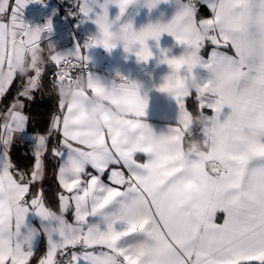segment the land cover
I'll list each match as a JSON object with an SVG mask.
<instances>
[{
    "label": "snow or ice",
    "instance_id": "snow-or-ice-1",
    "mask_svg": "<svg viewBox=\"0 0 264 264\" xmlns=\"http://www.w3.org/2000/svg\"><path fill=\"white\" fill-rule=\"evenodd\" d=\"M28 2L14 0L9 14V0H0V72L7 74L0 83V97L17 77L22 81L0 123V264H33L34 246L22 249L14 244V236L27 225L26 214L34 209L40 216L49 209L63 211L66 223L52 238L43 236L46 250L35 264H264V0H176L180 9L169 23L149 24L140 31L129 23L122 29L125 52L134 44L136 55H150L146 42L156 40L159 48L161 34L168 33L185 51L179 58H168L166 50H161V62L173 72L199 65L208 73L199 80V88L175 98L180 120L195 115L205 119L198 128L205 147L193 154L188 165L168 162L151 149L143 153L147 161L138 162L117 142L116 126L106 121L93 132L74 124L71 117L78 108L59 100V111L40 135L43 151L33 152L34 166L25 171L10 163L8 140L13 141L16 128L23 129L29 120L21 97L33 99L32 93L42 86L48 61L37 64L35 53L39 50L43 57L40 34L51 31L50 23L30 27L23 22L22 9ZM198 4L206 5L212 15L198 18ZM100 7L108 13L105 4ZM78 12L85 17L92 12L87 0ZM93 22L105 32L103 18L96 15ZM93 43L108 50L116 46L106 33ZM206 43L214 46L207 59L201 54ZM83 48H88L87 42ZM48 49L50 60L58 66L54 76L59 83L75 80L79 74L71 73L87 60L81 46L69 53H58L50 45ZM29 62L36 67L20 75L17 68ZM88 78V94L98 93L110 105L128 106L121 126L137 124L145 115L146 101L134 88L106 87L91 75ZM193 94L195 112L186 107V98ZM225 106L230 113L221 120ZM206 109L213 114L207 115ZM191 129L185 130L188 139ZM172 130L179 132L181 127L178 124ZM55 133L59 142L50 147ZM49 152L59 161L56 174L62 191L57 193V208L46 202L42 188L32 191L44 177V157ZM89 166L95 174L87 170ZM186 167L200 174L208 191L182 208L173 189ZM105 173L108 183L102 179ZM70 209L72 222L66 218ZM218 213H223L221 220ZM91 216L100 217L104 228L89 223ZM37 234L41 235L39 230ZM141 234L146 239H135Z\"/></svg>",
    "mask_w": 264,
    "mask_h": 264
},
{
    "label": "clouds",
    "instance_id": "clouds-1",
    "mask_svg": "<svg viewBox=\"0 0 264 264\" xmlns=\"http://www.w3.org/2000/svg\"><path fill=\"white\" fill-rule=\"evenodd\" d=\"M138 2L139 0H119L116 4L119 9V13L111 20L109 19L108 13H105L104 8L100 7L101 12L97 15L103 18L105 32H101L97 26V33L90 36L87 41L88 48L99 45L106 49L102 44L93 43V41L104 39L105 33L110 36L112 42L116 46L117 43H120L123 46L125 33L122 29L125 24H119V22L125 15L127 9ZM159 3L155 2V0H146V6L149 8H153ZM149 5L153 6L150 7ZM118 24V27H114V25ZM130 49L131 50L128 52L134 53L137 60L145 63H147L154 55L150 48L149 52L151 54L149 55L148 53H144L142 56L136 55V45H130ZM35 54L37 55V64H42L44 58L39 55V50H37ZM161 59L162 57H160L159 62H161ZM35 67L36 65H33L30 62L25 63L17 68V72L20 75H26ZM183 73H187V75H184ZM6 75L7 74L5 72H0V83H3L6 79ZM120 81L121 82L118 85L125 88H134L138 95L140 89L143 87L142 83L129 81L123 77H120ZM90 83L91 82L88 76L81 75L72 82L59 83L56 87V94L58 95L59 100L65 105H72L78 108V113L73 114L71 117V119L75 118L78 125H82L93 132L101 130L106 121L113 126H116V140L127 153L135 155L137 153H144L145 149H151L160 157L165 158L168 162H177L183 165H188L193 154L205 147V145H203L200 141H196L191 138L188 139L185 136L186 129L200 128L204 126V117L195 115L188 121L180 120L178 118V124L181 127V131L179 132L172 130L175 127L168 128L166 131H156L152 126H149L142 120H139L137 124H125L121 126L120 121L126 120L128 117V106L124 103L110 105L105 102L102 95L98 93L88 94ZM37 87L39 89V81H37ZM199 87L200 82L193 75V69H189L187 65H185L180 72H173L169 67V72L163 76L162 83L157 86L159 91L173 99L177 96L187 95L192 90ZM32 91L33 89L29 90L30 95ZM19 130L20 128L17 127L15 130L16 133ZM206 131L210 134L212 128L208 127L206 128ZM11 142L12 139L9 138L8 143ZM43 148L44 146L41 143V138L38 135L36 136L33 151H43ZM173 191L176 197L177 206L187 208L192 205L197 198L205 196L208 191V184L201 178L200 174L195 169L186 167L177 179ZM49 220L52 227L44 233L46 238H52L55 231L66 228L65 215L63 211H52L49 216ZM35 242L36 236L31 229L21 228L14 236V244L25 250L32 249Z\"/></svg>",
    "mask_w": 264,
    "mask_h": 264
},
{
    "label": "crops",
    "instance_id": "crops-1",
    "mask_svg": "<svg viewBox=\"0 0 264 264\" xmlns=\"http://www.w3.org/2000/svg\"><path fill=\"white\" fill-rule=\"evenodd\" d=\"M83 0H81V3ZM89 7L92 9V12L89 13L88 17H84V33L86 36V41L80 44L81 50L83 54L87 57V61L92 65H100L105 64L110 72L111 75H104L101 73H91L94 79L99 80L103 85L106 87H111L113 84H119L121 81L120 77H123L129 81H136L143 84V87L140 89L139 95L141 98L145 99L146 101V108H145V115L140 119L147 123L149 126H152L156 131L167 130L171 127H176L178 125V117H179V108L176 103V100L168 97L164 93L158 90L157 86L162 83V78L169 72V66L166 63L159 62L161 57V50H166V54L168 58H179L185 51V46L178 43L175 38L168 33H162L159 38V48L156 47L157 41L153 39H149L147 41L150 50L153 52V57L147 62L137 60L136 56L132 52H125L122 44L117 43L115 48L111 50H106L102 46L96 45L93 47H89L84 49L83 45L88 41L90 36H93L97 33L98 28L97 25L93 22L95 20V16L101 12L100 5L105 4L108 11L109 19H114L115 16L119 13V9L115 3H112L111 0H87ZM10 9L9 14L11 11V6L14 5V0H9ZM29 4V3H28ZM36 6V3H35ZM198 6L202 7L206 12L203 15H198V18H208L212 15V12L208 9V7L204 4H198ZM180 5L176 2V0H168V2H164L161 0L159 4H157L153 8H149L146 6V0H139V2L135 5L130 6L125 15L122 17L119 24H131L132 29L134 31H140L142 28L149 24H155L157 22L161 24L169 23L176 13L179 11ZM35 15H39L38 11H34ZM21 18L23 21L27 17L25 11L22 10ZM118 25H114V27H118ZM51 46L56 52L58 53H69L76 50V46L74 43L68 46H56L50 41L47 37L43 34H40V47L43 49L42 56L44 60L48 61L47 64L54 65L55 63L50 60L49 49L48 46ZM213 45L210 43H206L204 48L202 49V56L207 59L213 49ZM221 51H228L231 54L229 49H220ZM46 64V65H47ZM45 65V66H46ZM88 75V76H89ZM193 75L198 79L202 80L208 77V73L205 69L200 67L199 65L193 68ZM37 91H34L32 95H34ZM195 98V95L193 94ZM3 97H0V100ZM190 98V97H189ZM21 99H25L21 97ZM186 98V102H187ZM13 103V102H12ZM11 103V104H12ZM11 104L5 108L4 110H0V123L3 121V117L6 115L9 107ZM187 107V105H186ZM24 111V109H23ZM207 115H212L213 113L211 110H205ZM25 113V111H24ZM230 113V109L225 106L222 109L220 119L223 120L228 114ZM26 114V113H25ZM28 122V121H27ZM27 122L23 129H20L13 138L9 148L13 144L23 143L29 146L30 151L33 154V148L36 142L35 134L28 130ZM72 123L78 124L75 118L72 119ZM192 136L191 139L196 141H201L203 139V135L199 130L191 129ZM59 135V133H57ZM40 136V135H39ZM60 139V136H59ZM59 142V141H58ZM3 151V145H0V152ZM8 159H9V149H8ZM135 158L138 162L143 163L146 162L148 156L143 153L135 154ZM10 161V159H9ZM54 165L57 167L59 161L55 158L53 160ZM89 172H93L94 170L91 169L89 166L87 169ZM126 172V170H124ZM46 169L45 174L42 179L37 185H34L32 191L35 192L38 188H42L43 183L46 181ZM57 176V174H56ZM108 173H105V176L102 177L105 183H108L107 179ZM60 187V186H59ZM62 189L60 188V192ZM39 212L38 209H34L33 211H29L25 217L26 226H22V229H31L36 236V242L34 243V250H36V254L33 259V264H35V260L44 254L46 247H45V240H44V233L48 231L49 228L52 227L51 222L49 220V216L52 212L51 209L47 211V214L44 216L37 215ZM223 217V213H218V220H221ZM66 218L72 222L73 221V211L70 209L67 214ZM89 223H96L98 224L101 229L104 228L100 217L98 216H91L88 218ZM219 222V221H218ZM37 230L41 233L38 236ZM135 239L144 240L146 237L141 234ZM151 243V241H149Z\"/></svg>",
    "mask_w": 264,
    "mask_h": 264
},
{
    "label": "trees",
    "instance_id": "trees-1",
    "mask_svg": "<svg viewBox=\"0 0 264 264\" xmlns=\"http://www.w3.org/2000/svg\"><path fill=\"white\" fill-rule=\"evenodd\" d=\"M205 12L206 11L202 7L198 6L199 15H203ZM52 69L53 65L51 64L45 66L42 76V86L33 95V99H22L25 104L24 111L29 116L27 128L29 131L38 135L47 132L50 124V117L59 111V97L56 94V87H54L49 80V74ZM21 84L22 81L19 77L13 81L7 93L0 100V110H4L14 101L17 93L21 90ZM186 105L190 111L195 112L197 110V103L193 95L187 99ZM193 130H198V128H193ZM58 141L59 135L55 133L54 136L50 138L49 146L51 147L53 144L58 143ZM9 159L10 163L17 170L30 171L34 166V156L29 146L23 143L13 144L9 148ZM54 159L51 152L47 153L44 157L47 179L43 183L42 189L46 202L51 207L57 208V193L60 192V187L57 181L56 167L53 162Z\"/></svg>",
    "mask_w": 264,
    "mask_h": 264
},
{
    "label": "built area",
    "instance_id": "built-area-1",
    "mask_svg": "<svg viewBox=\"0 0 264 264\" xmlns=\"http://www.w3.org/2000/svg\"><path fill=\"white\" fill-rule=\"evenodd\" d=\"M38 0H30L29 6L33 11L34 19L23 21L30 27H43L46 24L51 25V31H43L47 37L56 46H68L72 43L80 45L86 41L84 33V17L78 12L81 0H39V5L36 7L35 3ZM40 11L39 15H35L34 11ZM58 72V66L53 65V69L49 74V80L52 85L58 84V79L54 76ZM91 73H101L104 75H111L105 64L92 65L87 60L83 62L82 66L72 75L79 74L88 76ZM120 81V80H117Z\"/></svg>",
    "mask_w": 264,
    "mask_h": 264
},
{
    "label": "water",
    "instance_id": "water-1",
    "mask_svg": "<svg viewBox=\"0 0 264 264\" xmlns=\"http://www.w3.org/2000/svg\"><path fill=\"white\" fill-rule=\"evenodd\" d=\"M39 5V2H36V7ZM23 11H25V14L27 15L29 21H33L34 17H33V12L32 9L30 8L29 4L26 3L25 6L22 9ZM38 14H40V11H38Z\"/></svg>",
    "mask_w": 264,
    "mask_h": 264
},
{
    "label": "bare ground",
    "instance_id": "bare-ground-1",
    "mask_svg": "<svg viewBox=\"0 0 264 264\" xmlns=\"http://www.w3.org/2000/svg\"><path fill=\"white\" fill-rule=\"evenodd\" d=\"M33 12V11H32ZM33 17H34V15H33Z\"/></svg>",
    "mask_w": 264,
    "mask_h": 264
}]
</instances>
